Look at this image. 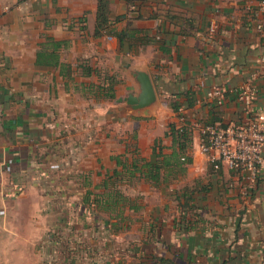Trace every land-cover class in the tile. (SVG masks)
Instances as JSON below:
<instances>
[{"label": "crops", "instance_id": "crops-1", "mask_svg": "<svg viewBox=\"0 0 264 264\" xmlns=\"http://www.w3.org/2000/svg\"><path fill=\"white\" fill-rule=\"evenodd\" d=\"M260 2L110 0L96 34L98 0H0V264H262L264 149L252 182L199 148L204 125L245 122L231 90L254 74L264 118ZM129 23L161 41L121 43ZM136 70L150 116L119 101ZM172 126L192 161L157 187L135 165L178 149Z\"/></svg>", "mask_w": 264, "mask_h": 264}, {"label": "built area", "instance_id": "built-area-1", "mask_svg": "<svg viewBox=\"0 0 264 264\" xmlns=\"http://www.w3.org/2000/svg\"><path fill=\"white\" fill-rule=\"evenodd\" d=\"M259 11L264 13V0L259 4ZM258 28L262 30L263 26L259 25ZM210 31L214 32L215 27L211 26ZM256 77V74L252 75L241 86L231 90L243 106L245 122L228 126L220 123L204 125L199 146L201 152L209 154L215 168L226 164L232 170L247 173V178L252 182L260 173L264 149V118L258 114L255 106L259 94ZM226 95L227 89L221 86L213 87L206 93L207 99H215L218 104L224 102ZM178 111L183 112V108Z\"/></svg>", "mask_w": 264, "mask_h": 264}, {"label": "trees", "instance_id": "trees-1", "mask_svg": "<svg viewBox=\"0 0 264 264\" xmlns=\"http://www.w3.org/2000/svg\"><path fill=\"white\" fill-rule=\"evenodd\" d=\"M111 23L110 0H98L96 34H100V32L104 30L111 33ZM182 33L184 35L189 34L186 30H183ZM115 35L121 43L128 42L131 48L145 47L154 42L161 41L158 37H152L147 34L141 35V30L131 23H129L124 31L115 32ZM110 93L112 94V92ZM175 109L179 108L175 106ZM171 131L175 137L178 149L174 150L170 155L164 154L161 150L157 151V149H154L158 157L156 162L153 163L144 160L141 167L135 165L141 175L153 182L157 187L170 183L173 178L185 172L186 165L192 161L191 157L187 154L192 144L190 129L187 126H182L180 128L172 126ZM158 143L159 140H156V147ZM115 175L118 176V173H115ZM105 187H109L107 182L105 183Z\"/></svg>", "mask_w": 264, "mask_h": 264}, {"label": "water", "instance_id": "water-1", "mask_svg": "<svg viewBox=\"0 0 264 264\" xmlns=\"http://www.w3.org/2000/svg\"><path fill=\"white\" fill-rule=\"evenodd\" d=\"M135 78L139 84V92L131 91L126 97L119 99L137 111L138 115L150 116L153 106L158 102L157 92L150 74L136 70Z\"/></svg>", "mask_w": 264, "mask_h": 264}]
</instances>
